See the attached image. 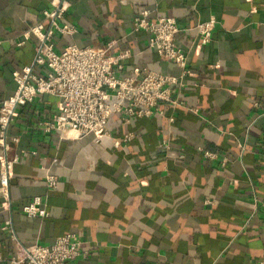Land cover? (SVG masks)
I'll return each instance as SVG.
<instances>
[{"label": "crops", "instance_id": "0c3cea01", "mask_svg": "<svg viewBox=\"0 0 264 264\" xmlns=\"http://www.w3.org/2000/svg\"><path fill=\"white\" fill-rule=\"evenodd\" d=\"M56 1L0 0V103L13 94L12 74L31 63L38 44L24 34L37 24L50 27L43 12ZM67 1L58 24L75 33L67 41L54 32L55 52L69 43L127 51L118 77L134 68L180 77L175 65L149 48V34L133 29L141 11L149 21L173 18L176 44L186 56L187 73L174 95L180 105H162V115L145 118L114 116L100 143L41 130L39 123L59 111L56 97L41 95L20 108L7 132L9 155L20 154V160L6 210L0 196V264H8L17 246L49 245L66 234H75L86 252L68 264H259L264 0ZM210 20L211 40L201 45L194 27ZM36 72L45 76L47 69ZM127 135L132 139L123 141ZM47 174L57 178L52 191ZM35 197L47 217L22 214Z\"/></svg>", "mask_w": 264, "mask_h": 264}, {"label": "built area", "instance_id": "2783aa9c", "mask_svg": "<svg viewBox=\"0 0 264 264\" xmlns=\"http://www.w3.org/2000/svg\"><path fill=\"white\" fill-rule=\"evenodd\" d=\"M136 1L119 0L122 4ZM69 7L67 0H57L52 10L43 12L50 27L44 29L42 24H37L24 34L25 39L36 37L38 44L33 48L31 63L12 74L13 94L0 103V196L3 210L9 208V185L14 166L20 160V154L9 155L11 147L7 132L18 118L20 108L32 104L41 95L59 100L58 113L39 123L44 133L58 132L66 140L91 136L95 143L107 136V125L114 116L130 119L162 115V105L179 104L174 98L175 87L183 86L182 79L187 73L186 56L176 44L179 28L173 18L149 21L148 12L141 11L133 19V29L149 34V48L161 59L175 65L181 72L180 77L144 68H134L131 75L118 77L116 72L123 69V62L130 56L127 51L111 54L110 45L106 48H80L69 43L60 53L55 52L52 44L54 32L60 33L67 41H71L75 33L74 27L58 24ZM213 26L214 21L210 20L194 27L201 45L210 42ZM41 68L47 69L45 76L36 72ZM131 139L132 136L127 135L123 141ZM11 142L16 144L18 139L13 138ZM205 156L214 157L208 153ZM45 185L47 190H54L57 178L47 174ZM259 204L264 209V198ZM21 211L30 219L49 215L39 197L33 198ZM7 226L9 221L5 222L3 230ZM85 254L78 237L66 234L49 245L17 246L16 254L8 264H68ZM259 264H264V260Z\"/></svg>", "mask_w": 264, "mask_h": 264}]
</instances>
